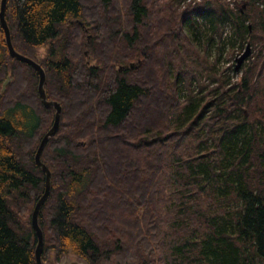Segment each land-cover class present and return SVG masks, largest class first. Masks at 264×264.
Listing matches in <instances>:
<instances>
[{
  "label": "trees",
  "instance_id": "obj_1",
  "mask_svg": "<svg viewBox=\"0 0 264 264\" xmlns=\"http://www.w3.org/2000/svg\"><path fill=\"white\" fill-rule=\"evenodd\" d=\"M239 1L7 0L14 49L61 106L42 264H264V0ZM201 21L253 46L236 81L192 44ZM37 81L0 24V264H36L55 112Z\"/></svg>",
  "mask_w": 264,
  "mask_h": 264
},
{
  "label": "water",
  "instance_id": "obj_2",
  "mask_svg": "<svg viewBox=\"0 0 264 264\" xmlns=\"http://www.w3.org/2000/svg\"><path fill=\"white\" fill-rule=\"evenodd\" d=\"M6 3H7V0H0V24L4 31L5 43H6L8 54L10 57L15 58L18 61H21L23 63L30 65L35 70V72L38 75L37 93L39 95L40 101L45 107L51 106L53 107L55 111L53 122L51 126L47 129V131L41 137L38 143V146L36 148L35 154H34V162L36 166L40 168L42 172L44 173V189L40 197L37 199L35 205L33 206V209L31 211L30 221H31V226L34 229V232L37 238V243L34 249L35 261H36V264H42L40 256L42 252L43 235L38 225V212H39L41 205L43 204V202L45 201L46 197L49 194L51 173H50V170L47 168V166L40 160V155H41L42 149L45 143L47 142V140L58 129L59 119H60V114H61V106L57 101L48 100L46 97V93L44 89L45 72H44V69L41 67V65L38 62H36L34 59L22 53H19L18 51L14 49L12 42H11V38H10V31H9L7 22L5 20ZM249 54H250V45L249 43H247L243 52L235 58V65H234L235 71H238L240 69L242 62L249 56ZM63 262H64L63 259H61L59 263L57 264H64ZM65 264H85V262L82 260L75 259L70 262H66Z\"/></svg>",
  "mask_w": 264,
  "mask_h": 264
},
{
  "label": "rangeland",
  "instance_id": "obj_3",
  "mask_svg": "<svg viewBox=\"0 0 264 264\" xmlns=\"http://www.w3.org/2000/svg\"><path fill=\"white\" fill-rule=\"evenodd\" d=\"M224 1L228 4L229 7L233 9H235L237 4L240 2L239 0H224ZM263 6L264 5L262 4L260 5V7ZM199 26L200 29L198 31H195L194 28L190 26L185 28L187 29L188 31L187 33L191 37L192 44L199 51L198 53L206 56L210 62L215 63V67L218 73H224L225 75H227L231 82L236 81L239 78L241 71L234 70L235 58L243 52L247 43L241 49L239 48L238 42H235L234 46H231L232 45L231 41L235 38V35L233 33V29H232L233 27L229 23H225L224 25H222L221 27L222 37L219 38L216 35H213L214 36L213 40L212 39L208 40L207 37V34L210 32L209 23L207 21L206 22L201 21V25ZM253 51L254 48L252 45H250V54L242 62V64L248 61V58L251 56ZM204 72H202L203 75L205 74ZM203 75L201 77L202 81L203 83H206L207 78ZM193 89L195 90L194 91L195 93L197 92L198 97L202 96L203 95L202 93L205 91V88L199 90L197 89V87H194ZM61 259H63L64 264L66 262H70L75 259L82 260L80 258L73 256L72 254H67ZM59 261L57 263H59ZM57 263H52V264H57ZM45 264H49V263L46 262Z\"/></svg>",
  "mask_w": 264,
  "mask_h": 264
},
{
  "label": "bare ground",
  "instance_id": "obj_4",
  "mask_svg": "<svg viewBox=\"0 0 264 264\" xmlns=\"http://www.w3.org/2000/svg\"><path fill=\"white\" fill-rule=\"evenodd\" d=\"M218 18V17H217ZM253 91V90H252ZM120 177V176H119ZM146 188V187H145ZM126 191V190H125ZM139 193V192H138ZM148 193V192H147ZM148 196V195H147ZM135 197V196H134ZM145 197V196H144ZM137 198V197H136ZM149 200V199H148ZM152 202V201H151ZM210 227V226H209Z\"/></svg>",
  "mask_w": 264,
  "mask_h": 264
}]
</instances>
